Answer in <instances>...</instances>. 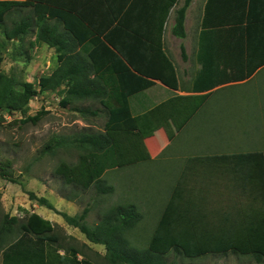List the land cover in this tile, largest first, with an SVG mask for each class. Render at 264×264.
<instances>
[{
    "label": "trees",
    "instance_id": "16d2710c",
    "mask_svg": "<svg viewBox=\"0 0 264 264\" xmlns=\"http://www.w3.org/2000/svg\"><path fill=\"white\" fill-rule=\"evenodd\" d=\"M179 0H0V28L14 9L30 8L31 13L15 21L11 29L4 27L6 37L0 39V47L6 48L13 38H22L31 29L35 30L36 47L43 44L54 48L64 58L49 75L35 82L24 84V90L14 87V78L0 69V114H22L20 123L37 124L49 113L44 106L35 114H29V102L41 91L66 93L63 104L73 100L98 101L101 107L75 106L83 115H98L105 111L104 127L97 131L84 132L73 138L82 151L76 163L61 161L56 172L65 184L74 189L72 195L61 193L63 198L75 201L78 191L94 187L98 194L113 193L115 186L104 177L107 170L121 169L149 161L152 156L142 134V129L157 132L172 122L178 114L182 122L190 121L203 106L210 90L225 81L237 78L232 73L223 78H209L208 69L203 70L194 81V93L175 94L135 113L131 99L161 81L177 90L179 79L176 67L163 46L165 24L171 8ZM192 0H185L176 11L173 33L186 36V11ZM253 8L252 0H234ZM219 0H208L203 26L216 25L212 18ZM245 13L247 10L244 9ZM249 16V15H248ZM250 26V25H249ZM251 42V41H250ZM252 43V44H251ZM250 45L253 46L254 42ZM249 44V43H248ZM182 56L187 57L182 45ZM1 60V57H0ZM264 61L254 63L242 77L252 74ZM227 66V64H226ZM65 139L50 141L43 150H53ZM237 162L255 164L253 173L246 172L248 184H264V153L250 151L217 155L214 158H235ZM210 158L190 157V160ZM213 158V157H212ZM10 160L0 158V178L18 182ZM201 180L202 176H195ZM249 187L248 185H244ZM30 198L61 215L65 222L76 227L94 244L105 247L102 264H168L171 252L196 258L208 254L235 252L255 255L264 261V219L256 222L242 219L233 229L221 232L214 222H207V210L197 202L202 197L199 189L190 188L185 176L178 179L158 219L152 237L145 247L131 243L128 232L143 218L135 203H119L107 209L100 220L90 225L87 217L90 208L71 215L59 210L45 196L29 192ZM264 203V199L262 200ZM27 219L20 225L22 233L8 245V235L17 216H6L0 228L2 264H91L74 246L61 254L54 246L60 240L52 220L36 211L25 209ZM259 213V212H258ZM205 215V216H204ZM249 217V216H247ZM86 257V256H84ZM90 261V260H89Z\"/></svg>",
    "mask_w": 264,
    "mask_h": 264
},
{
    "label": "rangeland",
    "instance_id": "374dc122",
    "mask_svg": "<svg viewBox=\"0 0 264 264\" xmlns=\"http://www.w3.org/2000/svg\"><path fill=\"white\" fill-rule=\"evenodd\" d=\"M200 1L202 0H198ZM19 8L12 10L7 16L4 26L0 28V39L6 37L3 33L4 27L11 29L15 21L31 13L30 8ZM35 35V30L31 29L22 38L10 40L6 48L0 47V69L14 78V87L19 91L24 90L25 83L35 82L37 85L39 78L51 74L64 58L63 54L47 44L36 47ZM176 57H179V50L176 52ZM150 90L152 95L150 94L149 104L155 103L158 98L161 101L171 93V89L160 90L157 86ZM226 94L220 92L214 95L210 105H216L222 111L234 116V109L237 105L236 97L235 95L228 96L229 105H227L224 101ZM64 96H66L65 92L41 91L39 95L30 100L29 114L33 115L42 106H48L49 113L37 124L20 123L22 114L19 112L10 114L3 111L0 114V158L11 161L10 169L13 170L18 180V182H12L0 178V228L6 216L18 217V222L13 224V230L8 235L4 246L21 235L20 225L27 219L25 209H30L54 222L55 233L60 236V240L53 245L61 248L62 253L68 247L74 246L82 253L81 258L91 264H102L106 253L103 245L89 241L78 228L68 225L61 215L40 205L36 200H32L29 192L33 191L38 196L47 197L57 209L71 215L81 213L88 206L90 212L86 220L90 225L96 224L101 215L115 204L135 203L143 213V218L133 230L128 232V237L134 246L145 247L152 237L165 201L170 196L171 189L179 176L180 171L177 167L179 162L175 158L178 152L183 154L189 152L215 153L234 151L243 147H258L253 142L242 139L235 129L225 131L220 129L219 121L213 119L211 110L208 111L209 117L206 122L202 118L204 109L194 118L190 129L172 142L170 140L180 131L179 118L182 115L178 114L169 125L161 129L162 131L149 132L151 134L148 135V130L142 129L150 151H153V147L148 139L149 141L152 139L157 144V149L153 151L155 154L164 149L154 161H144L121 169L107 170L104 177L115 186L113 193L98 194L92 187L78 191L76 200L69 201L63 198L61 193L72 195L74 189L64 183L61 176L57 174L56 168L61 161L76 163L79 160L82 151L77 145L71 143L73 138L84 132L102 129L107 114L99 112L94 116L83 115L73 108L88 105L96 108L99 106L98 101L95 103L88 99L74 100L70 104H63ZM210 105H208L209 108H211ZM56 139L66 141L53 150L44 152L45 146ZM184 139L190 142L182 143ZM182 144L186 146L181 148L179 145ZM172 151L174 155H168ZM151 204L155 208L151 207ZM2 249L0 247V264H2ZM166 257L168 264H233L236 262L232 256L222 257L212 254L188 258L183 254L171 252ZM237 263L239 264L238 259Z\"/></svg>",
    "mask_w": 264,
    "mask_h": 264
},
{
    "label": "crops",
    "instance_id": "0c3cea01",
    "mask_svg": "<svg viewBox=\"0 0 264 264\" xmlns=\"http://www.w3.org/2000/svg\"><path fill=\"white\" fill-rule=\"evenodd\" d=\"M184 1L179 0L171 8L163 34V46L176 67L179 88L173 90L158 80L155 81L156 83L151 88L157 86L160 90L166 89L168 91V89H171V93L161 101L175 94H192L194 93V81L203 70L204 64L213 66L212 69L207 70L209 78H223L228 76L229 73L237 76V78L214 86L210 90V96L203 106L190 121H184L180 124V131L170 141L177 140L189 130L194 118L204 109L202 118L206 122L209 117L208 111L211 110L213 119L219 121L220 129H224V131L235 129L242 139L249 140L258 146L215 153L189 152L183 154L178 152L175 155L179 162L177 167L180 171L176 183L179 178L185 176V181L190 188L201 191L202 197L197 202L207 210V214L204 216L210 220L207 219L206 221L216 223L223 233L230 227L234 229L236 225L241 223L242 219H254L256 222L264 219V203L262 202L264 199V184H248L247 179L244 177L246 172L252 171L251 173H253L257 165L232 160L239 159L235 156V158H214L217 155H230L250 151H262L264 153V61L260 63L261 65L252 74L242 77L244 72L249 71L252 64L264 58V0H252L253 8L251 11H249V5H241V3H237L234 0H219L215 8L216 12L212 18L213 23H216V25L207 27L203 26V18L208 0L200 2L192 0L186 11V36L179 37L173 33V26L176 22V11L184 4ZM244 9L247 10V13H245ZM250 41L255 44L251 46ZM182 45L186 49L187 57L185 59L182 56ZM178 50L179 57H176ZM151 88L135 95L131 99L132 109L135 113L142 112L150 106L161 102L158 98L155 103H150L151 105L148 103L150 94L152 95ZM220 92L227 93L224 100L227 105H229L228 96L235 95L237 105L234 109V116L222 111L216 105H210L211 98ZM62 101L64 102V100ZM98 104L99 106H96V108L101 107L99 102ZM45 108L47 109L48 106ZM92 108L97 110L95 107ZM101 112L105 111L102 110ZM170 123L168 122L167 124L169 125ZM159 131L162 130L159 129ZM148 142L150 145L152 144L153 151L157 149V144L152 139L150 141L148 139ZM183 142L190 141L184 139L182 140ZM179 146L182 148L186 145L182 144ZM163 150L157 154L151 150L152 158L150 160L154 161L161 155ZM168 155L173 156L174 152L172 151ZM194 156L210 158L190 160V157ZM197 174L202 176L201 180L195 177ZM169 197L166 199L167 201ZM167 201H165V205ZM151 207L155 208L153 204H151ZM59 252L64 254L65 250L62 253L61 248H59ZM212 255L232 256L236 260L233 264H238L237 259L239 264H264L263 260L260 261L252 254L243 255L231 251L228 253H213ZM79 257L81 258L80 255Z\"/></svg>",
    "mask_w": 264,
    "mask_h": 264
}]
</instances>
